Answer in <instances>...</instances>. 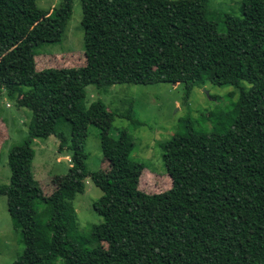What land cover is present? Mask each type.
Instances as JSON below:
<instances>
[{
  "label": "trees",
  "instance_id": "trees-1",
  "mask_svg": "<svg viewBox=\"0 0 264 264\" xmlns=\"http://www.w3.org/2000/svg\"><path fill=\"white\" fill-rule=\"evenodd\" d=\"M80 1L86 63L45 68L38 49L64 39L73 0L51 9L0 0V95L32 112L28 138L9 152L10 183L0 184L25 246L13 264H264V0H241L240 17L212 0ZM159 82L184 83V104L208 82L234 86L237 100L201 113L208 132L189 122L161 144L171 183L150 193L133 136L108 133L116 113L89 101L87 87ZM90 125L103 172L87 167ZM50 136L71 174L46 195L33 141ZM88 177L103 192L94 203L103 221L84 236L73 200Z\"/></svg>",
  "mask_w": 264,
  "mask_h": 264
},
{
  "label": "rangeland",
  "instance_id": "rangeland-1",
  "mask_svg": "<svg viewBox=\"0 0 264 264\" xmlns=\"http://www.w3.org/2000/svg\"><path fill=\"white\" fill-rule=\"evenodd\" d=\"M61 1L38 0V5L44 9H51L58 6ZM212 4L223 12L241 16V0H212ZM82 17L81 1L73 0L72 16L64 39L59 43H44L38 49L40 52L37 56L38 62L44 65L43 61H46L45 68L79 67L86 63ZM218 30L225 31L223 22H219ZM42 56L45 57L40 58ZM37 68L41 66L37 65ZM234 90L235 87L232 85L220 86L208 82L204 86H195L188 104H184V83H125L112 86L108 92L99 90L95 85H89L87 97L89 101L102 100L111 112L116 113L111 122L107 120L102 124L107 128L110 122L108 133L117 136L120 129H126L133 136L135 141L133 158L146 165L142 173L144 174L142 189L153 193L169 189L171 183L163 160L161 144L179 131L183 124L187 125L189 122L198 130L205 132L211 130V126L202 118L201 113L207 111L205 113L208 115L216 108H231L233 102L237 100V95L229 96ZM130 110L133 114L128 117L127 113ZM124 113L127 115H119ZM31 119V110L17 106L5 93L0 95L1 185L10 183L9 152L15 145L28 138ZM137 120L143 124L137 125L135 123ZM98 132L95 125L88 127L86 151L89 155L86 163L90 172H103V163L108 162L102 152ZM33 147L35 177L40 181L44 193L50 195L53 192L52 185H55L54 188L58 187V184L66 181L67 174H71L70 155L59 152V141L55 136L47 139L35 138ZM53 178L58 181L53 182L56 180ZM102 194V190L88 177L85 191L78 193L73 200L77 222L84 236L88 235L92 224L103 221V217L94 207V203ZM24 247L21 232L15 227L9 213L7 195L0 194V264H13L23 253Z\"/></svg>",
  "mask_w": 264,
  "mask_h": 264
},
{
  "label": "water",
  "instance_id": "water-1",
  "mask_svg": "<svg viewBox=\"0 0 264 264\" xmlns=\"http://www.w3.org/2000/svg\"><path fill=\"white\" fill-rule=\"evenodd\" d=\"M175 84H177V83H175ZM67 160V159H66Z\"/></svg>",
  "mask_w": 264,
  "mask_h": 264
}]
</instances>
